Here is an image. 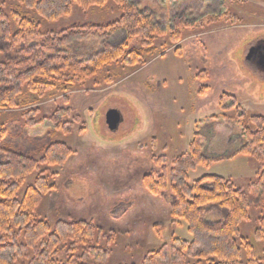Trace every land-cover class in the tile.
Here are the masks:
<instances>
[{
  "label": "rangeland",
  "instance_id": "374dc122",
  "mask_svg": "<svg viewBox=\"0 0 264 264\" xmlns=\"http://www.w3.org/2000/svg\"><path fill=\"white\" fill-rule=\"evenodd\" d=\"M130 1L150 11L167 33L176 14L186 12L189 20H197L207 12L218 13L221 5L229 3ZM241 1L231 7L235 24L223 22L186 32L177 46L166 37L160 38L155 55L145 66L129 68L121 62L110 65L66 93L67 104L64 94L57 91L39 99L30 97L34 101L27 107L39 110L37 121L61 108L69 109L70 114L62 132H54L46 121L26 129L29 138L50 133L53 142H63L74 152L62 167L46 168V176L52 175L48 183L53 189L42 195L37 215L51 226L58 221H86L115 235L106 257H82L78 252L69 264H173V239L191 240L184 222L169 217L170 194L151 195L142 179L148 174L158 179L162 166H156L155 161L159 158L164 159L168 172L173 159L187 151L195 132L209 159L226 157L240 149V127L234 124L237 120L232 118L233 112H227L229 119L219 116L222 94L233 96L247 113L264 117V72L246 60L250 46L264 40V2ZM119 16V10L110 3L87 13L74 8L69 18L41 25L44 30L58 32L76 23L106 24ZM10 25L14 33L15 22L12 20ZM121 38L116 36L111 44ZM176 47L181 57L173 54ZM100 48V40L87 37L70 41L66 51H76L80 59H85ZM4 52L0 51V62L4 61ZM201 72L206 74L205 79H195ZM201 89L203 94H198ZM110 109L121 115L116 131H109L105 122ZM7 123H11V131L23 125L22 109L0 112V126ZM41 154H34L35 159ZM188 174L189 184L203 176H218L250 196L248 184L257 174V164L251 157L238 154L199 165ZM33 179L28 177L26 184H32ZM253 217L251 212L250 220L241 223L240 235L253 246L256 261L251 264H264L262 244L253 236ZM220 218L215 207L206 214L210 222ZM100 246L106 249L104 241ZM161 248L165 257H153L151 253ZM67 255L64 253L62 264L67 262ZM243 261L250 264L245 253ZM195 262L188 260L187 264Z\"/></svg>",
  "mask_w": 264,
  "mask_h": 264
},
{
  "label": "trees",
  "instance_id": "16d2710c",
  "mask_svg": "<svg viewBox=\"0 0 264 264\" xmlns=\"http://www.w3.org/2000/svg\"><path fill=\"white\" fill-rule=\"evenodd\" d=\"M233 2L229 0L218 13L207 12L197 20H189L186 12L176 14L167 33L150 11L130 0H0V51H5L0 62V112L22 109L24 120L13 131L11 123L0 126V264H62L64 253L68 254L64 264H69L78 252L82 257L104 258L115 237L91 222L58 221L51 226L37 215L42 195L53 189L48 183L52 175L46 176V168L62 167L74 152L63 142H53L50 133L29 138L26 129L46 121L54 132H62L70 114L69 109L61 108L37 121L39 110L27 107L34 101L30 97L39 99L57 91L64 94L67 104L66 93L110 65L121 62L129 68L145 66L155 55L160 38L166 37L177 46L186 32L223 22L235 24L231 7L242 1ZM110 3L120 12L112 22L76 23L58 32L42 28L43 22L69 18L74 8L87 13ZM12 20L14 33L10 30ZM116 36H121V41L111 44ZM87 37L100 40L97 52L85 59H80L76 51L67 53L70 41ZM173 54L181 57L180 48L176 47ZM205 75L201 72L195 79L204 80ZM203 92L201 89L198 94ZM219 109L222 118H231L227 112L232 111V118L237 120L234 124L240 127L241 139L238 151L209 159L195 132L187 151L173 159L168 172L164 159L159 158L155 161L156 166H162L158 179L154 180L152 174L142 179L151 195L170 194L169 217L182 220L191 236L190 241L173 239V264H187L188 260H196L194 264H246L244 253L250 264L255 262L253 246L240 235V225L250 220L251 212L256 222L253 236L262 244L264 263V117L247 113L227 94L220 96ZM39 151L42 156L36 160L34 154ZM238 154L251 157L257 164V174L248 184L250 196L218 176H203L189 184L188 173L197 166ZM28 177H34L30 185L26 184ZM213 207L221 218L210 222L206 214ZM101 241L106 249L100 246ZM151 254L165 257L162 248Z\"/></svg>",
  "mask_w": 264,
  "mask_h": 264
},
{
  "label": "water",
  "instance_id": "95a60500",
  "mask_svg": "<svg viewBox=\"0 0 264 264\" xmlns=\"http://www.w3.org/2000/svg\"><path fill=\"white\" fill-rule=\"evenodd\" d=\"M253 51H254V48L251 47L249 50L247 59H246L247 61L251 59ZM263 51H264V48H263ZM260 62L264 64L262 60ZM105 122H106V125L109 131H116L119 124L121 123L120 113L115 109L108 110L105 115Z\"/></svg>",
  "mask_w": 264,
  "mask_h": 264
},
{
  "label": "flooded vegetation",
  "instance_id": "af4514ba",
  "mask_svg": "<svg viewBox=\"0 0 264 264\" xmlns=\"http://www.w3.org/2000/svg\"><path fill=\"white\" fill-rule=\"evenodd\" d=\"M251 47L254 48V51L251 59L248 60L247 63L257 70L264 72V64L260 62L261 60L264 62V40L255 42L252 46H250V48Z\"/></svg>",
  "mask_w": 264,
  "mask_h": 264
}]
</instances>
